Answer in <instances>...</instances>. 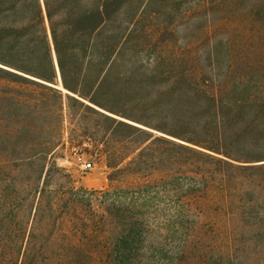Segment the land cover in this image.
Returning <instances> with one entry per match:
<instances>
[{
    "label": "trees",
    "instance_id": "obj_1",
    "mask_svg": "<svg viewBox=\"0 0 264 264\" xmlns=\"http://www.w3.org/2000/svg\"><path fill=\"white\" fill-rule=\"evenodd\" d=\"M236 3L0 0V264H168L170 253L141 250L147 235L162 234L165 241L196 232L202 213L192 203L211 200L214 188L225 207L246 198L245 210L264 227V197H249L251 186L264 191V89H206L198 61L185 68L177 55L165 74L146 69L143 78L166 76L169 89L155 94L142 93L136 84L139 91L130 93L125 85L131 77L121 73L127 44L141 40L131 36L134 27L160 21L162 29H171L196 24L206 14L207 30L216 21L237 20ZM263 6L254 2L247 16L261 14ZM221 8L227 17L215 19ZM226 49L231 53L229 43ZM58 73L64 95L46 85L58 88ZM121 99L137 102L139 118L121 113ZM65 101L69 110L74 104L136 131L146 145L136 161L148 153L152 168L164 169L166 179L102 191L75 188L70 181L51 184L50 174L62 177L52 160ZM86 102L164 132L141 119L157 117L181 142L121 123ZM163 145L169 147L165 158ZM245 174L260 179L245 185Z\"/></svg>",
    "mask_w": 264,
    "mask_h": 264
},
{
    "label": "rangeland",
    "instance_id": "obj_2",
    "mask_svg": "<svg viewBox=\"0 0 264 264\" xmlns=\"http://www.w3.org/2000/svg\"><path fill=\"white\" fill-rule=\"evenodd\" d=\"M257 1H262L264 5V0H237L232 13L241 16L228 22L216 21L207 30L204 27L207 26L206 14L196 24L183 23L171 29H162L160 21L148 27L144 24L134 27L131 36L141 40L130 41L126 46L130 50L121 54V73L128 71L131 77L125 87H131L130 93L139 91L135 89L136 85L144 89L142 93L155 94L161 89H169L166 76L155 74L151 78L143 77L148 68L166 72L171 57L177 55L178 62H183L185 68L190 65V60L198 61L199 76L206 89H264V6L261 14L247 16L248 9ZM217 11L215 19L227 17L228 12L223 8ZM205 32L207 35H203ZM138 42L143 43L141 48H135ZM227 43L230 44L231 53L226 49ZM212 49L216 51L214 58L210 57ZM153 61H160L159 67L158 64L153 66ZM58 89L63 95L66 93L60 85ZM64 103L61 139L52 160V165L62 177L50 174L51 184L70 181L75 188L102 191L115 187L133 188L141 183L166 179L167 172L164 169L155 171L152 168L153 160H149L148 153H145L143 161H136L139 151L146 146L142 143L143 137L136 131L116 125L88 110H81L74 104H70L72 107L69 110L67 101ZM86 104L121 123L147 129L155 137L181 142L167 134L171 131L169 124L157 117L141 119L154 127H160L164 132ZM136 104L134 100L129 102L121 99V113L139 118V114L133 111ZM151 105L152 101L147 102V106ZM162 147V157L165 158L169 147ZM86 162L93 164L91 170L82 168ZM245 177L248 180H241L245 185H250V180L257 184L256 181L260 179L250 174H245ZM251 188L249 197H264V191L255 186ZM210 191L212 194L208 199L211 200L192 203L193 209L202 213L196 232L165 241L162 234L147 235L149 242L141 250L160 249L170 253L173 260L169 258L168 264H264V227L254 224L253 214L245 210L247 199L240 204L236 200L234 205L225 207L220 202L223 197L220 190L214 188ZM113 228L116 233L117 227L113 225ZM181 249L184 253H181Z\"/></svg>",
    "mask_w": 264,
    "mask_h": 264
},
{
    "label": "built area",
    "instance_id": "obj_3",
    "mask_svg": "<svg viewBox=\"0 0 264 264\" xmlns=\"http://www.w3.org/2000/svg\"><path fill=\"white\" fill-rule=\"evenodd\" d=\"M93 167V164L91 162H86L82 164V168L85 170H91Z\"/></svg>",
    "mask_w": 264,
    "mask_h": 264
},
{
    "label": "water",
    "instance_id": "obj_4",
    "mask_svg": "<svg viewBox=\"0 0 264 264\" xmlns=\"http://www.w3.org/2000/svg\"><path fill=\"white\" fill-rule=\"evenodd\" d=\"M58 84L61 86L59 73H58ZM46 85H48V86H50V87H52V88H56V89H58L57 86H54V85H51V84H46ZM58 90H59V89H58Z\"/></svg>",
    "mask_w": 264,
    "mask_h": 264
}]
</instances>
